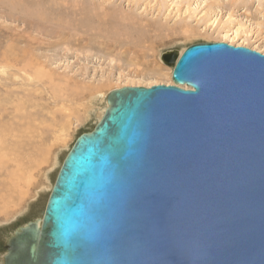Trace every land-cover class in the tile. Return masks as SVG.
Returning a JSON list of instances; mask_svg holds the SVG:
<instances>
[{"label": "water", "instance_id": "water-1", "mask_svg": "<svg viewBox=\"0 0 264 264\" xmlns=\"http://www.w3.org/2000/svg\"><path fill=\"white\" fill-rule=\"evenodd\" d=\"M160 58L172 84L108 93L2 264H264V53Z\"/></svg>", "mask_w": 264, "mask_h": 264}, {"label": "rangeland", "instance_id": "rangeland-1", "mask_svg": "<svg viewBox=\"0 0 264 264\" xmlns=\"http://www.w3.org/2000/svg\"><path fill=\"white\" fill-rule=\"evenodd\" d=\"M215 41L264 53V0H0V264L108 93L171 84L162 54Z\"/></svg>", "mask_w": 264, "mask_h": 264}, {"label": "bare ground", "instance_id": "bare-ground-1", "mask_svg": "<svg viewBox=\"0 0 264 264\" xmlns=\"http://www.w3.org/2000/svg\"><path fill=\"white\" fill-rule=\"evenodd\" d=\"M230 42H232V41H230ZM171 72H172V69H171ZM170 78H171V76H170ZM172 84V83H171ZM105 109H106V107H105ZM105 109H104V111H105ZM1 136V135H0ZM2 143V142H1ZM68 153V152H67ZM65 158V157H64ZM57 175V174H56ZM56 178V177H55ZM40 221V220H39Z\"/></svg>", "mask_w": 264, "mask_h": 264}, {"label": "flooded vegetation", "instance_id": "flooded-vegetation-1", "mask_svg": "<svg viewBox=\"0 0 264 264\" xmlns=\"http://www.w3.org/2000/svg\"><path fill=\"white\" fill-rule=\"evenodd\" d=\"M4 250H6L5 246H4Z\"/></svg>", "mask_w": 264, "mask_h": 264}]
</instances>
